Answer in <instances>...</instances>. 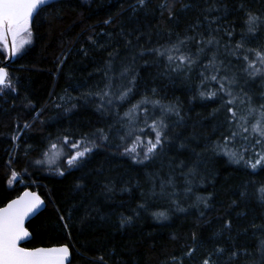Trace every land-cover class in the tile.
<instances>
[{"label": "trees", "instance_id": "1", "mask_svg": "<svg viewBox=\"0 0 264 264\" xmlns=\"http://www.w3.org/2000/svg\"><path fill=\"white\" fill-rule=\"evenodd\" d=\"M161 2L146 0L140 7L138 0H52L54 7L34 15L30 43L5 67L11 88L0 91V207L26 189L40 195L46 206L27 222L31 239L23 246L67 245L69 264H202L209 253L215 264H264V167L232 162L217 147L229 135L227 108L239 118L247 114V102L226 105L231 97L217 82L202 79L215 46L186 74L147 51L167 49L178 36L207 37L209 21L219 16L213 28L221 31L213 34L223 53L225 42L234 44L246 31V11L264 18V0H169L171 16L169 10L161 14ZM214 2L218 10L204 12ZM230 26L232 37L224 33ZM260 44L264 25L256 37L248 36L246 47ZM197 47L188 45L193 53ZM220 58L228 75L238 78L234 93L243 87L253 106L264 103L259 79L244 84L241 63ZM5 59L0 49V66ZM145 97L159 105L142 103ZM161 106L175 107L179 116ZM161 118L164 147L143 160V145L155 136L149 126ZM257 118L248 117L249 124ZM137 136L139 156L125 151ZM249 143L237 138L229 150L243 151L241 144ZM85 147L91 152L70 168V153ZM57 149L60 160L33 165ZM261 151L251 147L245 159ZM13 172L27 181L17 178L10 186ZM121 215L131 223L122 227Z\"/></svg>", "mask_w": 264, "mask_h": 264}, {"label": "snow or ice", "instance_id": "2", "mask_svg": "<svg viewBox=\"0 0 264 264\" xmlns=\"http://www.w3.org/2000/svg\"><path fill=\"white\" fill-rule=\"evenodd\" d=\"M54 7L50 3V0H0V46L7 50L11 56H16L24 46L30 43L32 36L31 24L34 15L44 10V6ZM140 7H145L146 0H138ZM162 10H169L171 16L169 0H162L159 5ZM184 8L191 7L190 4H185ZM220 8H223L224 13L228 11L227 5L221 3ZM244 4L240 5V9H244ZM217 4L214 2L210 7L204 9V12L210 13L217 11ZM246 19L244 24L246 25V31L242 32L241 38L234 44L231 42H225L223 44L224 52H220L221 39H218L213 33H219L221 27L217 26L213 28V24H216L220 17L217 16L213 20L209 21L207 26L208 35L205 37L203 33H197L195 35H185L183 39L179 36L177 41L167 49L161 50L159 48L148 49L147 51L155 53L157 56L166 57L168 61V67L172 71L177 73H187L198 64L200 57L206 54V49L215 46V51L212 52L211 57L207 64H205V72L213 73L210 76H205V72H201L200 75L203 80L215 81L219 84V91L223 92L228 97L226 105H234L237 100L241 104L247 102V114L237 117V112L232 108L228 107L227 111L231 114L229 117V135L224 136L223 145H218L225 155L229 156V159L235 163L244 162L252 169L264 167V151L255 152L254 159H245V154L248 149L254 146L264 147V103H261L258 107L253 106L252 97L244 91L243 87L240 88L239 93H234L233 88L238 84V78L235 73L231 76L228 73L231 71L228 65L221 59V55L235 57L238 62L241 63L239 71L246 77L244 84L249 81H256L259 79L260 87L264 89V44H260L257 47H246L248 36L256 37V34L260 32L261 26L264 25V18L260 15L253 14L251 11H246ZM208 17L205 16V20ZM108 23V21H105ZM200 21L197 20L196 25L190 27L195 31ZM225 35L232 37L235 33V28L231 27L224 29ZM258 39V38H257ZM195 43L198 45L196 52L193 53L188 45ZM251 54V55H250ZM111 55V53L109 54ZM143 56V51L140 53ZM231 63V61H229ZM221 73H223L221 75ZM5 88H11V81L9 80L8 72L5 68L0 67V91ZM130 91V89H129ZM155 89L152 90L155 95ZM242 93V95H241ZM127 92L120 96L123 100L127 96ZM104 95H107L105 93ZM216 92L205 93L201 92V97H215ZM262 99H264V91L260 93ZM108 103H111L109 100ZM142 103H152L154 106L159 105V101H150L149 98L145 97ZM140 107L139 104L133 105V108ZM162 111L168 113H175L179 116V111L175 107L161 106ZM259 118L249 124L248 117L257 114ZM233 123H235V129L233 130ZM28 127V125H25ZM149 127L155 133L153 139H149L146 145V151L143 153V160H149L157 154L158 149H163L165 144V129L167 125L164 123L163 118L157 123L154 121ZM237 138L242 141H249L253 143L241 144L243 151H230L229 145L234 143ZM104 139H107L104 137ZM67 143V140H65ZM90 143H93L90 141ZM141 138L136 137V141L132 148H126L125 151L128 153H136L137 156L140 154L136 152L138 146L141 145ZM73 148H79V145L73 144ZM183 147V145H181ZM53 149H56V145H52ZM91 148L85 147L83 150H77L75 154L71 155L67 159V165L71 167L78 166L86 154L91 152ZM47 155V154H46ZM49 163L53 160L49 159ZM143 162V161H140ZM37 163H43V161H37ZM63 175V172L60 173ZM17 177V173H12V178L9 180L11 184ZM111 191V189H109ZM264 192V189L261 190ZM261 201H264V195L260 197ZM43 203L40 196L34 192L25 191L21 196L14 200H11L6 207L0 208V264H66L69 261L70 250L67 245L50 247V248H26L21 247L20 242L25 240L29 236V232L25 227V219L31 214L36 212L40 205ZM205 202V207H207ZM143 208V205H140ZM184 211V209H179ZM158 216H164V213L156 214ZM166 218V217H165ZM63 219V217H61ZM121 226L131 223V217H124L121 215L120 219ZM68 227L67 224L64 225ZM227 228L231 227V224L226 225ZM261 247L264 249V241L261 242ZM216 253H223V248H217ZM191 255V252L187 253ZM213 253H209L208 256L203 259L202 264H215L212 260ZM236 255V252L231 254Z\"/></svg>", "mask_w": 264, "mask_h": 264}, {"label": "water", "instance_id": "3", "mask_svg": "<svg viewBox=\"0 0 264 264\" xmlns=\"http://www.w3.org/2000/svg\"><path fill=\"white\" fill-rule=\"evenodd\" d=\"M13 58H14V56H11L10 53L6 50V59H5L4 63H3L0 67L5 68L6 65H8V64L11 63V61L13 60ZM5 69H6V68H5ZM25 191L33 192V191L29 190V189L23 190L18 196L14 197V198L11 199V200H14V199H16L17 197L21 196ZM34 193H35V192H34ZM36 194H37V193H36ZM37 195H38V194H37ZM39 196H40V195H39ZM40 198H41V200L43 201V203L40 205L39 209H38L36 212H34L33 214H31L29 217H27V218L25 219V227H26V224H27V222H28L29 220H31V219L34 218L37 214H39L41 211L44 210L46 204H45L44 199H43L41 196H40ZM11 200H10V201H11ZM10 201H8L4 206H2V207H0V208L6 207L7 204H8ZM26 229H27V228H26ZM28 232H29V231H28ZM30 239H31V234L29 233V236H28L25 240H23V241L20 242V246H21V247H24L23 244H25V243H26L27 241H29ZM58 246H63V245H58ZM58 246H49V247H43V248L58 247ZM36 248H41V247H36ZM30 249H31V248H30ZM69 250H70V249H69ZM70 261H71V251H70L69 261H66V264H69Z\"/></svg>", "mask_w": 264, "mask_h": 264}, {"label": "rangeland", "instance_id": "4", "mask_svg": "<svg viewBox=\"0 0 264 264\" xmlns=\"http://www.w3.org/2000/svg\"><path fill=\"white\" fill-rule=\"evenodd\" d=\"M50 1H52V0H50ZM26 45H27V44H26ZM26 45L24 46V48L26 47ZM24 48H23V49H24ZM0 49L4 52L5 57H6V50H5L2 46H0ZM23 49H22V50H23ZM22 50H21V51H22ZM20 53H22V52H20ZM20 53H18V54H20ZM18 54H17V55H18ZM14 57H15V56H14ZM75 152H76V151H72V152L70 153V156L73 155V154H75ZM46 158H47V159H41V161H43V163H46V162L49 161V159H52L54 162H57L58 160L61 159L60 151L57 149V150L55 151V153H53V155H51L50 157H46ZM41 164H42V163H39V164H38L37 161H34V162H33V165H37V166H38V165H41ZM11 178H12V176H11ZM11 178H10V179H11ZM17 178H21V180L23 179L24 182L27 181L26 178L24 179V177H22L21 175H18V174H17L16 179H17ZM27 178H28V177H27ZM29 182L31 183V181H29ZM12 184H13V182H12L11 184H9V185L11 186Z\"/></svg>", "mask_w": 264, "mask_h": 264}]
</instances>
